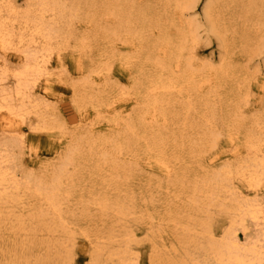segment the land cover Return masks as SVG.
<instances>
[{
	"label": "bare ground",
	"instance_id": "6f19581e",
	"mask_svg": "<svg viewBox=\"0 0 264 264\" xmlns=\"http://www.w3.org/2000/svg\"><path fill=\"white\" fill-rule=\"evenodd\" d=\"M15 1L0 0V53L6 57V52L12 50L20 61L16 69L9 70L5 59L0 60L3 129L21 136L16 119L29 115L35 116L39 129L46 132H62L66 127L64 122L52 119L45 101L36 98L34 91L37 81L47 75L48 57L59 46L72 42L73 49L84 51L90 47L88 36L105 38L108 44L111 42V49L104 55L131 66L134 76L128 89L115 84L97 86L99 79L93 78L75 84L73 101L79 111L87 106L102 109L111 98L126 97L132 108L128 114L122 111L113 116L107 131L90 127L73 137L66 151L55 156L58 164L39 175L26 174L23 180L18 179L7 164L8 150L16 142L8 140L2 145L7 154L0 156V251L15 254L5 264H67V243L75 239L72 228L76 226L78 210L80 219L88 216L91 207L100 216L119 220L157 219L147 212L137 217L134 195L127 192L120 196L118 180L141 178L142 169L171 177L166 186L173 188V198L177 201L183 197V206H175L170 200L172 204L163 212V221L173 226L181 250L177 252L172 244L169 250H165V244L162 250H155L153 245L151 264H264V99L258 101L257 108L250 109L249 105L250 82L264 69V0H210L204 4L201 20L193 15L200 0H155L145 5L139 0H24L23 9ZM233 8L237 13H227ZM189 16L194 19L186 20ZM75 21L82 22L91 34L74 33ZM202 29L207 40L217 42L216 65L210 62L194 66ZM115 42L125 44L135 57H118L122 48H116ZM235 46L247 57L244 67H235L230 59ZM159 54L164 55V61L159 60ZM252 61L255 63L250 68ZM172 62L178 63L176 70ZM100 63L89 72L109 71L107 65L101 69ZM8 78L14 84L10 89L5 85ZM49 79L48 75L45 82ZM220 90L225 92L224 97ZM261 90L264 94V84ZM48 92L44 87L42 93L47 96ZM223 136L237 144L232 145L233 159L217 170L216 158L206 161L205 156ZM184 155L194 159L192 173L187 162L180 160ZM88 173L93 180L86 179L84 174ZM143 182L150 190H167L160 179L148 176ZM78 189L82 193L77 195ZM111 190L115 194L109 196ZM214 216L227 220L221 231L212 228ZM120 225L118 231L108 226L107 231L95 234L97 244L101 240L106 243L103 246L101 242V248L92 246L88 264H104L103 248L109 252L107 260L111 264H136V255L129 248L130 232ZM39 233L47 238L41 248L46 253L52 248L54 254L48 260L31 262L23 256L36 246L34 238L41 236ZM26 234L30 240H24L28 238ZM82 234L88 237L84 229ZM5 236L13 240L7 242ZM89 243L92 245V240ZM19 251L20 258L16 255Z\"/></svg>",
	"mask_w": 264,
	"mask_h": 264
},
{
	"label": "rangeland",
	"instance_id": "374dc122",
	"mask_svg": "<svg viewBox=\"0 0 264 264\" xmlns=\"http://www.w3.org/2000/svg\"><path fill=\"white\" fill-rule=\"evenodd\" d=\"M13 1H15V0H13ZM139 1L141 2L140 4L145 5V3L152 4V3H154L155 0H139ZM209 1L210 0H200L198 7L193 12L194 13L193 15L197 16L196 18H199L201 20V15H202V12L204 9V4L209 2ZM15 4H16V6L19 5L18 8L22 7L21 9H23L25 7L24 6V0H16ZM223 13H226V12H223ZM227 13H231V15H234L233 13H237V11H235V9L233 8L232 11L230 9L227 10ZM191 16L186 18V20L194 19ZM225 17H226V19H228L230 16L226 14ZM221 18H222V16H221ZM72 28L74 30V33L77 34L79 32L77 35L82 36V35H86V34H91V31L89 29H86L85 25H83V23L79 22V21L73 22ZM170 31H172V29H170ZM154 32L156 33V30H154ZM88 38L90 39V40L89 39L88 40L91 42V43L89 42L90 47H88L89 49L87 48L88 51L87 50L76 51L75 49H73V45L71 44L72 42H70L68 45L65 44L61 47L59 46L60 48L58 47L57 51L55 49V53L54 52L52 53L53 56L50 55L48 57V61H49L48 63L49 64H47V65L49 67L46 66L48 69L47 75L40 78L39 83L37 81L36 86L34 87V91L36 92L35 97L39 98L40 100L45 101V104L47 106L46 111H49L52 119L54 121L56 120V121H59L61 123L64 122L63 124L66 125V127L62 129L63 131L62 132L60 131L61 133L58 130H53V131H49V132L48 131L46 132V130H40L39 125H38V123H39L38 119L33 115H29V116L23 117V120L22 119L20 120L18 118L16 119L15 125L17 127H19V129L22 130L21 136H18L14 132L2 128L3 127L2 124L5 121H4L3 117H0V156H2L1 153L3 155L7 154V153L3 152V149H4V148H2L3 144H5L6 142H10V141L16 142V145L14 147H12L13 149L11 148L8 150L7 155H9V157H10V162L8 161L7 164L11 170L15 171L16 177L20 180H23L25 178L26 174L39 175L40 173L43 172V170L45 168H48V167L50 168L54 165H57L58 161L56 160L55 156L57 157V156H59L58 155L59 153L63 154L64 151H66V149H67L66 147L70 143L69 141H71L73 139V137L82 135L90 127L96 128L97 130H99L101 128L102 131L103 130L107 131L108 127L106 125L112 124L111 119L113 116L119 115L120 112H122V111H124V115L128 114L129 110L132 108V106L130 105V100H128V97H126L123 100H117V99L112 100V98L110 100V98H109L108 100H110V101L109 102L106 101V105L102 106V109L97 108V110L93 109L91 106H87L83 109H80V111H79V109H77L75 107V104L73 101L74 100L75 84H78L79 81H81L82 79H84V78L85 79L87 78L88 80L90 78L99 79L98 81H96L97 86H102L103 84H104V86L115 84L117 86V88L121 87V88L128 89L132 85L130 79H131V77L134 76L133 75L134 70L131 66L128 67L125 65H121L119 63V61H117V59H115V60L114 59H108V57H106L104 55V53L109 54L110 49H111L110 48L111 42L108 44L106 42L105 38L104 39L103 38L97 39L94 37L93 34L88 36ZM152 38H155V37L152 36ZM201 39L202 40L199 43V46L197 47L198 55L195 59L194 66L202 67V66L209 64L210 62H214V65H216L219 61V59H218L219 58V49L217 47V42L213 38H209V40H207L206 39V33H205L204 29H202ZM101 40H102V42H101ZM115 44H116V48H122L121 50L118 49L119 50L117 52L118 57H122L125 60H128L130 58L135 57L134 51L130 50V49H126L125 44H121L120 42H115ZM233 49H235L234 50L235 54L232 55L230 59H232V61L234 62V66L236 67V65L237 66L240 65V67L241 66L244 67V65L247 62V57L243 53H241L239 47L235 46ZM5 55H6V57L4 56V54L0 53V60L2 61L5 59V64L9 68V70L16 69L20 64L19 56L17 55V53H15L12 50L11 51L9 50L8 52H6ZM159 55H160L159 60L164 61L165 60L164 55H162V54H159ZM2 58H4V59H2ZM255 60L258 61L259 59L256 58ZM1 61H0V63H1ZM99 61L101 62L100 63L101 69L102 68L105 69V66L107 65L106 67H108L109 71L101 70L100 72H95L93 74L90 73L89 71L91 69H96L97 62H99ZM262 61L263 60L261 58L260 64H262ZM132 62L134 63L136 61L132 60ZM104 63H106V64H104ZM254 63H255L254 61H252V64L250 63V68H252L254 66ZM10 64L12 66H14V65L15 66L12 67ZM63 66H64V68H63ZM133 66H135V65L133 64ZM171 66L173 69L176 70V67H178V63L172 62ZM261 73H262V75H261ZM261 73L259 75L255 76L256 77L255 80H252L250 82L252 84V86H251L252 94L250 97L251 102L249 104L250 109L252 107L257 108V106H259L258 101L260 99L261 100L264 99V94L262 93V90H261V86L264 84V75H263L264 69L263 68L261 69ZM91 74L94 75L95 77L92 76ZM48 75L50 78L49 79L50 82H45ZM51 80H53V81H51ZM5 85L6 86L9 85L6 87L7 89L12 88L14 86L12 79L8 78ZM44 87L49 89L47 96H45L44 93H42L44 90ZM229 87H232V84H230ZM37 92H38V94H37ZM204 93H206V92H203V94ZM220 93H222V94H220ZM224 93H225L224 91H221V90L219 91V94L221 97L225 96ZM43 96H45V97H43ZM119 107H122V108H119ZM111 110H113V111H111ZM24 118H26L25 122H24ZM81 121L83 123L87 124L88 127L81 124L80 123ZM70 122H72L71 125H69ZM67 123H69V124H67ZM102 133H104V132H102ZM8 140H10V141H8ZM20 141H22V142H20ZM235 143L237 144V141L232 142L230 139L225 138L224 136L221 137L219 144L214 149H212L210 152L207 153V155L205 156V160L209 161V159H211V158H216V164H215L216 168L215 169L218 170L219 165H222V164L226 163L227 161H230L233 159L230 157V154H233L232 145ZM243 155L244 154L242 153L240 156L243 157ZM53 158H55V160H53ZM180 160L184 161L185 163L187 162L186 166L188 169H190L189 172L192 173L194 170V159H192L191 156L184 155L183 157H181ZM141 164H143V163H140L139 166H140V168H143V166H141ZM159 174L160 173H158L156 170L151 171L148 169H144V170L142 169L143 177H141V178L137 177L130 182H124V181L119 179L117 182L119 189H122L120 196H122L123 194H125L127 192L134 195V197L136 199V202L134 203V205L136 206V211L138 214L137 217L142 216V214L146 215V212H147L148 214H151L152 216L156 215L157 219H154L153 221H147L145 219L143 221L142 220H135L134 221L133 219L132 220L127 219V221H126V220H119L117 218H113L110 216H107V217L100 216L99 212L94 207H91L92 209L89 211V213H87L88 214L87 217L83 216V218L80 219L79 217H81V215H82V214H80V210L75 211V215L77 216L75 218V220L77 222H75L76 226L72 228L73 232L75 233V239L73 240V242L67 243V245L69 244L67 246V249L70 250V248H71V252H69V250L66 249L68 252L67 253L68 254L67 264L70 260L73 261L74 264H88L90 261V254L92 253V250L95 247V245L97 247L99 246V248H101L100 245H102L104 243L103 246H105V243H106L105 240H101V242H103V243L98 241V244H97L95 234H101L105 230L107 231V229H109V227H111L113 229H114V227H116L117 229L116 228L115 229L118 231L119 223H121L120 228L121 227L123 229L125 228L126 232H128V233L130 232L129 234L132 235V236L129 235V239L131 241L129 244L130 245L129 248H131L132 254L137 256V259H136V256L133 257L136 264H151L149 259H151V256L154 253L153 248L155 247V250H158L159 248L161 249V246L164 244L166 245L165 250H169L170 244H172V245H174V248H176V250L178 249L177 252H180L179 250H181V249L176 244V238L177 237H176L175 232H173V226L170 223L167 224L165 221H163V220H166L165 219L166 213L164 214L163 212L167 211L168 210L167 208L172 203H173V205L175 204V206L177 204L180 207L183 206V204H181L182 203L181 201H183V200H180L183 197H181L179 200L176 201L173 198L174 193L173 194L171 193L173 188L172 187L169 188L168 186H166V184L170 183V181L172 180L171 177H164L163 175H161V174L159 175ZM86 175H87V177H86ZM84 176L86 177V179L87 178H89L90 180L94 179V176L93 175L90 176L89 173L84 174ZM148 176L151 178H155L157 180L160 179V182L165 184V186L167 187V190L166 191L163 190L164 192L162 191L161 193H159L158 190H156L155 188L152 189L153 187L151 188V190L149 187L147 188L145 186V182H143V181H145ZM85 177H84V180H85ZM168 178H170V179H168ZM141 179H143V180H141ZM162 180H163V182H162ZM123 186H125V187H123ZM150 191H152V192H150ZM155 192H157L159 195L157 193L155 195ZM80 193H82V190L78 189L77 195ZM150 193H152L151 194L152 196H150ZM168 193H170V194H168ZM110 194H115V191L114 190L109 191L108 195L110 196ZM157 195H158V197H157ZM159 196H160V199H159ZM166 196H168L167 197L168 199L166 198ZM165 200H167L166 203H165ZM170 200H173L172 203ZM159 203H160V205H159ZM153 207H155V208H153ZM153 209L155 210V212L153 211ZM89 216H90V221H88ZM218 218H219V216H218ZM218 218H217V216H214V221H216V222L212 223L213 224L212 228L215 232L221 231V229H223V227L227 224V220L225 221V219L224 218L221 219V217L219 219ZM118 221H120V222H118ZM181 221L185 222V220H181ZM115 222H118V223H115ZM122 222H124V223H122ZM123 224H124V226H122ZM126 224H127V226H126ZM83 229L86 230V232L88 234L87 238L82 237V236H84L82 234ZM130 229H131V231H130ZM39 234H41V233H39ZM89 234L91 235L90 238H89V236H90ZM26 235H28V234H26ZM115 235H116V233H115ZM41 236H42V234H41ZM41 236L36 235L37 238L36 237L34 238V244L36 245L35 247L36 248L38 247V248L36 249L35 247H33L31 253L26 252L25 255L23 256V257H27L29 259V261H31V262H36L38 259L43 260V261L48 260L54 254V252H53L54 249H52V248H50V251L48 253H46L47 250H44L43 248H41L42 245L47 241V238H45V235H43L42 237ZM5 237H7V242H11L13 240L12 237H9V236H5ZM25 237H27V236H25ZM133 237H135V238H133ZM126 238H128V237H126ZM240 238L242 239V235H240ZM25 239L30 240V235H28V238H24V240ZM43 240H44V243H43ZM91 240H92V245L89 243V241H91ZM0 243L2 244L1 240H0ZM4 243L7 244L5 241H4ZM71 243L72 244L75 243L73 245L75 248L71 245ZM1 244H0V246H2ZM93 245H94V247H92ZM153 245H154V247H153ZM103 246H102V248H103ZM39 248L43 249V250H40ZM112 248L116 249L114 244H112ZM103 249H102L103 254L101 257V261L104 262V264H111V262L109 260H107L108 259L107 254L109 252L107 253V251L103 250ZM51 250H52V252H51ZM151 250H153V251H151ZM1 252H3V251H0V254H1L0 255V264H5L6 260L10 259V257L12 258L15 255L13 252L12 253L8 252V251L7 252L4 251L5 253H1ZM168 254L169 253H167V255ZM16 255L18 256V258L22 257V251L17 252ZM69 256H70V258H69ZM64 257H63V259H65ZM170 257L176 258V256L175 255L173 256V254H171ZM57 261L59 262V260H57ZM69 263L71 264L72 262H69ZM53 264H54V262H53Z\"/></svg>",
	"mask_w": 264,
	"mask_h": 264
}]
</instances>
